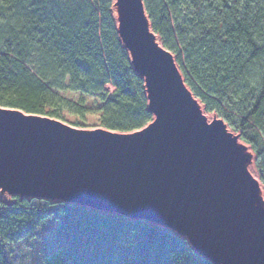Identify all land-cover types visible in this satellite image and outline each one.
I'll return each instance as SVG.
<instances>
[{"label":"trees","instance_id":"obj_1","mask_svg":"<svg viewBox=\"0 0 264 264\" xmlns=\"http://www.w3.org/2000/svg\"><path fill=\"white\" fill-rule=\"evenodd\" d=\"M183 84L255 156L264 189V0H141ZM113 0H0V108L69 123L86 116L118 134L154 121ZM45 199L0 201L2 244L43 225L64 240L42 264H212L174 231L116 213ZM56 242V239H53Z\"/></svg>","mask_w":264,"mask_h":264},{"label":"water","instance_id":"obj_2","mask_svg":"<svg viewBox=\"0 0 264 264\" xmlns=\"http://www.w3.org/2000/svg\"><path fill=\"white\" fill-rule=\"evenodd\" d=\"M119 6L153 123L128 135L83 132L0 108V190L171 227L212 264H264V216L249 207L255 186L234 140L198 117L172 56L151 44L142 1Z\"/></svg>","mask_w":264,"mask_h":264},{"label":"rangeland","instance_id":"obj_3","mask_svg":"<svg viewBox=\"0 0 264 264\" xmlns=\"http://www.w3.org/2000/svg\"><path fill=\"white\" fill-rule=\"evenodd\" d=\"M113 2H116V0H113ZM118 3H119V0H118ZM112 14H113V11H112ZM117 24L118 23L116 21V25ZM148 27H149V23H148ZM133 68L137 72L135 67ZM179 82L183 90L189 95V98L191 99L192 103L198 106V109H196V111H197L198 117L202 119L204 124L208 126L209 128H211V126L221 123L224 126L226 134L229 135L231 140H234L235 147L238 150V154H239V149L242 148L243 154L242 156L240 155L241 163L247 170V173L249 174L255 186L254 194L249 200V207L257 212H260L264 216V189L257 177V171L255 168V156L250 150L249 146L241 142L238 134L230 130L227 124L224 123L221 118H219L214 113H207L204 110L203 105L200 104V102L192 96L188 88L185 87V85L183 84L180 73H179ZM64 117L67 119V121H69V123H74V122L81 123L79 118L75 116H70L66 114L64 115ZM69 123H63V124L69 126L70 128L83 131V132L103 131L107 133H112L102 128H99L97 124V118L91 115L86 116V119L84 121V123L86 124L85 127H74V126H71ZM143 129L135 131L133 133H128V134H134V133L142 131ZM112 134H118V133H112ZM128 134H123V135H128ZM11 197H12L11 194L7 193L4 190H0V201H9ZM55 201L57 200H47V201L42 202V204L43 205L51 204V203H54ZM54 228L55 226L53 225L45 224L39 230L36 231V235L33 239L24 240V241L13 243V244H7V243L2 244V249L6 255L8 264H42V259L46 254L52 252L57 246L64 244V240H62L61 238H57V237L55 238V235L53 233L54 231H52ZM165 228L170 229L174 231L175 233H177L181 238L185 239L188 242V244L191 246L189 239L184 234L178 232L177 230L171 227H165ZM53 239H56V242ZM191 247L193 248V246Z\"/></svg>","mask_w":264,"mask_h":264},{"label":"bare ground","instance_id":"obj_4","mask_svg":"<svg viewBox=\"0 0 264 264\" xmlns=\"http://www.w3.org/2000/svg\"><path fill=\"white\" fill-rule=\"evenodd\" d=\"M112 11H113V17H114V19L117 21V23H119V21L121 20V9H120V6H119V3H118V0H116V2H113V6H112ZM144 16V15H143ZM144 19H145V22H146V24H147V33H148V35H149V38H150V41H151V44H152V46L154 47V48H156V49H158V50H161V45H160V43H159V41H158V38H157V36H155L153 33H152V31H151V29L148 27V22H147V20H146V18L144 17ZM130 59H131V62H132V65H133V67H135V69L137 70V72L139 73V75H141L142 77H143V79H144V81H145V85H146V91H147V94L149 95L150 93H149V89H148V87H147V77L142 73V72H140L137 68H136V63H135V61L133 60V58L130 56ZM196 105V104H195ZM194 105V106H195ZM195 108L196 109H198V106L196 105L195 106ZM22 114V113H21ZM24 117H27L25 114H22ZM242 154H243V150H242V148L241 149H239V156L241 155L242 156ZM186 236V235H185ZM187 237V236H186ZM188 238V237H187ZM189 239V238H188ZM190 244H191V246H193L192 245V243L190 242Z\"/></svg>","mask_w":264,"mask_h":264}]
</instances>
